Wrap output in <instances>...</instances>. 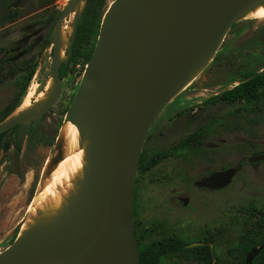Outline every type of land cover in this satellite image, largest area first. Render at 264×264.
Here are the masks:
<instances>
[{
	"label": "rangeland",
	"instance_id": "1",
	"mask_svg": "<svg viewBox=\"0 0 264 264\" xmlns=\"http://www.w3.org/2000/svg\"><path fill=\"white\" fill-rule=\"evenodd\" d=\"M9 1L8 8L0 0V120L31 89L44 90L52 57V49L45 43L52 38L55 23L71 2ZM113 1L108 0V5ZM73 17L74 13L65 17L63 25L68 23L72 28ZM28 48L30 52L24 58L7 62ZM33 67L35 75L25 95L19 97L20 85L27 83ZM84 71L81 67L66 77L61 100L31 125L19 143L20 156L15 154L14 145L8 151L0 145V252L18 236L46 163L56 154V140ZM1 72L13 74L5 77ZM259 74L264 75V21L239 20L192 84L181 90L155 121L141 156L159 159L148 171L138 169L135 186L139 250L161 238L183 235L193 241L210 240L218 263L239 264V244L250 229L260 224V212L264 214V162H248L264 154V87L258 91L256 103L206 102L236 87L246 76ZM193 136L199 141L184 147ZM5 140L13 144L15 136L8 134ZM231 168L237 174L219 194L200 192L192 186L212 173ZM179 197L189 198L191 208L176 205ZM195 254L172 256L163 264H200Z\"/></svg>",
	"mask_w": 264,
	"mask_h": 264
},
{
	"label": "water",
	"instance_id": "2",
	"mask_svg": "<svg viewBox=\"0 0 264 264\" xmlns=\"http://www.w3.org/2000/svg\"><path fill=\"white\" fill-rule=\"evenodd\" d=\"M86 2L71 0L54 28L50 76L55 88L49 103L8 121L11 114L0 123V135L19 126L22 143L31 125L59 102V69L68 59L60 61L62 22L81 9L73 24L74 38ZM261 3L264 0H114L65 118L76 123L83 115L82 139L90 140V173L76 220L17 237L0 252V264H140L134 203L147 136L168 104L215 56L233 25ZM248 162H264V154ZM236 174L234 168L217 172L196 185L224 189ZM263 249H252L245 264H254Z\"/></svg>",
	"mask_w": 264,
	"mask_h": 264
},
{
	"label": "bare ground",
	"instance_id": "3",
	"mask_svg": "<svg viewBox=\"0 0 264 264\" xmlns=\"http://www.w3.org/2000/svg\"><path fill=\"white\" fill-rule=\"evenodd\" d=\"M84 2L81 5L83 8ZM81 9H76L74 17ZM161 10H164L162 7ZM241 20V19H240ZM242 20L264 21V3L251 8ZM73 32L71 24L65 23L60 32V61L64 62L65 46L71 44ZM208 46V50H211ZM64 58V59H63ZM195 80L186 84L188 87ZM55 88L53 77L50 76L42 92H34L32 89L24 97L16 110L8 118V121L19 117L23 113L49 103ZM183 91V90H182ZM7 122V121H6ZM84 117L76 123L64 120L59 136L56 140L55 155L46 163L44 174L41 177L31 203L26 212V218L20 225L18 238H21L39 229L59 228L69 226L76 220L77 204L85 196L86 179L90 170L88 160L90 157V140H83ZM54 157L57 161L54 162Z\"/></svg>",
	"mask_w": 264,
	"mask_h": 264
},
{
	"label": "trees",
	"instance_id": "4",
	"mask_svg": "<svg viewBox=\"0 0 264 264\" xmlns=\"http://www.w3.org/2000/svg\"><path fill=\"white\" fill-rule=\"evenodd\" d=\"M108 6V0H87L81 19L79 21L74 43L69 51L70 59L69 62L63 66L61 76L65 77L67 70L69 68H76L78 65L85 67L92 58V54L97 42V37L99 36L102 19L105 10ZM10 62V60H8ZM36 72V68L29 72L27 83L21 84L19 88V97H23L28 89V86L33 79ZM1 74L5 77H10L13 72H7L6 74ZM264 87V75L259 74L257 76H246L244 81L241 82L236 87L224 91L221 94L210 98L206 103L208 104H229L234 105L240 101L246 100L248 103H256L259 101V90ZM18 107L15 104L10 110L5 114V116L0 120V123L9 117ZM8 134L15 136L14 143L11 144L8 140H5ZM199 141L196 136L189 138L184 145V147H189L196 144ZM0 145L4 151H8L13 145L15 146V154L20 156L21 146L18 142V126L14 127L10 132H6L0 135ZM157 156H152L149 160H146L145 156H141L139 170L148 171L151 167L157 164ZM264 223V217L262 218ZM138 228V224L135 223V232ZM18 235V234H17ZM17 239V236L13 240L12 244ZM11 244V245H12ZM264 246V225H259L258 227L250 229L242 238L237 253L239 254V264H245V258L248 253L254 249ZM171 244H169L164 250L169 251ZM163 249H147L140 250V264H156L158 259L161 257V251ZM197 259L203 264H220L212 263L213 259L211 257V252L208 247H198L195 248ZM238 257V256H237ZM255 264H264V249L259 256L256 257Z\"/></svg>",
	"mask_w": 264,
	"mask_h": 264
},
{
	"label": "flooded vegetation",
	"instance_id": "5",
	"mask_svg": "<svg viewBox=\"0 0 264 264\" xmlns=\"http://www.w3.org/2000/svg\"><path fill=\"white\" fill-rule=\"evenodd\" d=\"M1 4L4 6V7H10V1L9 0H1ZM108 7H109V5L107 6V8H106V10H105V12L107 11V9H108ZM64 11V10H63ZM63 13V12H62ZM62 13L60 14V16H59V18H58V20L60 19V17H61V15H62ZM83 13V12H82ZM105 14V13H104ZM72 14H70L68 17H70ZM81 16H82V14H81ZM104 17V16H103ZM80 19H81V17H80ZM80 19H79V21H80ZM58 20H57V22H58ZM103 20V19H102ZM57 22L55 23V25H54V27H53V31H54V28H55V26H56V24H57ZM78 24H79V22H78ZM61 27H63V22H62V26ZM77 27H78V25H77ZM53 31H52V35H53ZM77 31V30H76ZM97 39H98V37H97ZM69 40H71V45L69 46V47H67V46H65L66 48H65V54H64V56H65V59H67V57H68V59H67V61L66 62H64V63H62L61 64V66H60V69H59V77H60V79H61V81H62V93H63V81L66 79V77L69 75V74H74V73H76L77 72V69L78 68H86V66L85 67H83V66H81V65H78L76 68H69L68 70H67V73H66V76L65 77H62L61 76V72H62V68H63V66L64 65H66L68 62H69V59H70V53H69V51H70V49H71V47H72V45H73V43H74V40H75V36H74V38H73V36H72V39L70 38ZM97 43V42H96ZM45 46H46V48H50L51 47V49H52V52H51V61H52V58H53V51H54V44H53V36H52V38L51 39H49L46 43H45ZM95 46H96V44H95ZM94 50H95V48H94ZM27 52H30V49L28 48V50H26V51H22V52H20L17 56H15V57H13V58H9V59H7V62H8V60H10V62H13V61H18V60H20V59H22V58H24L26 55H27ZM93 53H94V51H93ZM23 54V55H22ZM93 55V54H92ZM10 62H8V63H10ZM50 66H51V64H50ZM49 72H50V70H49ZM50 78V77H49ZM61 97H62V94H61ZM60 100H61V98H60ZM59 100V101H60ZM51 110V109H50ZM49 110V111H50ZM48 111V112H49ZM47 114V113H46ZM44 117V116H43ZM18 133H19V126H18ZM19 142V141H18ZM260 155H263V154H260ZM1 158H2V156H1ZM260 163H262V162H260ZM256 164H258V163H256ZM232 169V168H231ZM228 170V169H227ZM224 171H226V170H224ZM219 172H223V171H219ZM215 173H217V172H215ZM212 174H214V173H212ZM211 174V175H212ZM211 175H209V176H211ZM208 176V177H209ZM236 176V175H235ZM207 178V177H206ZM206 178H204V179H206ZM203 179V180H204ZM234 179V178H233ZM203 180H201V181H203ZM201 181H198V182H201ZM198 182H195L194 184H192V186L194 187V188H196L197 190H199L200 192H209V193H214V194H219L220 192H223L226 188H228L231 184H232V182H233V180H232V182H231V184L228 186V187H226V188H224V189H220V190H209V189H203V188H201V187H198L197 185H196V183H198ZM190 202V199L189 198H183V197H179L178 198V202H176V205H179L180 207H182L183 209H189V208H191V202ZM178 206V207H179ZM260 215H261V221L260 222H258V223H260V224H257V226L255 225V227H258L259 225H264V223H263V221H262V218L264 217V214H262L261 212H260ZM169 244H171V248H170V250L169 251H166V250H164ZM198 247H208L209 249H210V252H211V257H212V259H213V262L212 263H216L217 262V260H216V258H215V251H214V244L212 243V242H210V240H208V239H202V240H198V241H193V240H191V239H189L187 236H183V235H181V236H179V235H177V236H173V237H169V238H161L160 240H158V241H156V243L154 244V245H152V246H150V247H148V248H146V249H142V250H147V249H163L162 251H161V257L158 259V261H157V263L156 264H163L164 263V261H166L168 258H170V257H172V256H176V255H183V254H188V253H192V252H195L194 251V249L195 248H198ZM141 250V249H140ZM140 250H139V252H140ZM196 253V252H195ZM198 256V255H197ZM197 256H196V254H195V259L199 262V260L197 259ZM200 264H203V263H201V262H199ZM218 263V262H217ZM255 264V263H254Z\"/></svg>",
	"mask_w": 264,
	"mask_h": 264
}]
</instances>
